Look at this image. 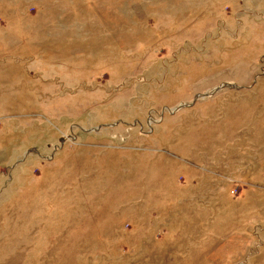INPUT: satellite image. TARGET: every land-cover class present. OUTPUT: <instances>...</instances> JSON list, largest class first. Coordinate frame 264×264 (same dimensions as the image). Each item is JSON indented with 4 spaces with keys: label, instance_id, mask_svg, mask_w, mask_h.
Masks as SVG:
<instances>
[{
    "label": "rangeland",
    "instance_id": "obj_1",
    "mask_svg": "<svg viewBox=\"0 0 264 264\" xmlns=\"http://www.w3.org/2000/svg\"><path fill=\"white\" fill-rule=\"evenodd\" d=\"M0 264H264V0H0Z\"/></svg>",
    "mask_w": 264,
    "mask_h": 264
},
{
    "label": "water",
    "instance_id": "obj_2",
    "mask_svg": "<svg viewBox=\"0 0 264 264\" xmlns=\"http://www.w3.org/2000/svg\"><path fill=\"white\" fill-rule=\"evenodd\" d=\"M220 90V89H217V91Z\"/></svg>",
    "mask_w": 264,
    "mask_h": 264
}]
</instances>
